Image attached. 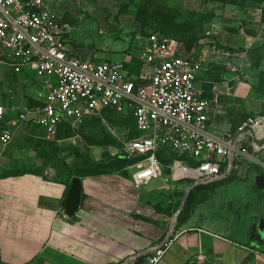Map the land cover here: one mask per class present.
<instances>
[{
  "label": "rangeland",
  "instance_id": "1",
  "mask_svg": "<svg viewBox=\"0 0 264 264\" xmlns=\"http://www.w3.org/2000/svg\"><path fill=\"white\" fill-rule=\"evenodd\" d=\"M49 2L73 27L70 47L98 65L127 62L131 56L128 68L130 72L136 68L134 74H139L142 66L137 58L148 39L159 35L158 31L194 43L192 49L203 59L204 69L197 87L212 102L218 131L232 132L248 117L264 111V35L259 32L264 24V0ZM38 87L42 88V80L17 73L0 58V104L7 110L16 112L21 107L19 112L23 114L33 112L38 105L30 99V92L36 94ZM130 115L104 112L80 126L66 127L50 139L54 141L45 144L40 156L46 162L38 171L44 173L50 167L68 180L115 173L131 175L135 170L126 172L127 165L120 166L118 161L124 144L136 137ZM245 162L218 184L206 209L219 222L227 221L226 216L234 225H240L247 237L248 230L259 221L253 214L259 208L256 179L264 173V151L257 161ZM99 166L103 169L98 170ZM256 229V237L264 240V231L259 234Z\"/></svg>",
  "mask_w": 264,
  "mask_h": 264
},
{
  "label": "built area",
  "instance_id": "2",
  "mask_svg": "<svg viewBox=\"0 0 264 264\" xmlns=\"http://www.w3.org/2000/svg\"><path fill=\"white\" fill-rule=\"evenodd\" d=\"M72 31L49 0H0V58L45 83L40 107L20 118L42 127L50 139L62 125L82 124L104 110L132 114L139 137L125 143L124 151L142 158L132 176L137 188L160 179L209 185L224 178L231 160L255 161L264 151V115L248 117L235 134L209 130L212 102L197 87L203 59L183 42L151 36L134 74L128 68L132 59L98 65L75 53L69 46ZM4 113L0 107V118ZM12 140L6 131L0 144ZM162 152L176 156L170 165L158 158ZM173 242L168 239L138 264H160Z\"/></svg>",
  "mask_w": 264,
  "mask_h": 264
},
{
  "label": "crops",
  "instance_id": "3",
  "mask_svg": "<svg viewBox=\"0 0 264 264\" xmlns=\"http://www.w3.org/2000/svg\"><path fill=\"white\" fill-rule=\"evenodd\" d=\"M259 32L264 35V24ZM190 52L195 53V49ZM20 73L37 77L30 69ZM44 86L42 80V88L38 87L36 94L30 92L37 108L44 97ZM0 107L5 110L0 118V138L6 131L13 136L10 144H0V264H138L139 258L151 254L168 239L174 241L173 246L160 264H198L200 257L202 264H264V240L254 233L262 219L263 204L259 196V208L253 214L259 221L248 230L247 237L240 225H234L226 216L227 221L219 222L207 211L209 199L217 188L198 193L189 214L179 222L184 206L174 221L181 208V204L177 207L181 192L185 197L195 184L187 181L167 184L156 180L137 188L132 176L141 162L127 168L126 172L135 170L131 175L78 178L81 205L68 217L66 200L76 179L61 177L50 167L44 173L38 171L45 165L40 156L45 144L54 140L50 141L39 125L21 120L22 115L30 112H19L21 107L16 112L2 104ZM259 115H264V111L254 116ZM94 116L85 118L83 123ZM213 120L212 106L209 130L217 135L232 133L218 131ZM68 126L75 127L62 125L58 135ZM121 152L122 158L128 157L124 146ZM158 158L166 166L174 159L167 152L160 153ZM164 160L171 162L167 164ZM241 163L246 162H235L227 177Z\"/></svg>",
  "mask_w": 264,
  "mask_h": 264
},
{
  "label": "trees",
  "instance_id": "4",
  "mask_svg": "<svg viewBox=\"0 0 264 264\" xmlns=\"http://www.w3.org/2000/svg\"><path fill=\"white\" fill-rule=\"evenodd\" d=\"M67 21V20H66ZM68 22V21H67ZM157 34H159V35H161V36H165V37H169V38H175V37H171V36H168V35H166V34H164V33H162V32H156ZM175 39H177V40H179L180 42H183L184 44H185V46H186V48H187V50L188 51H192L193 49V46H194V43H189V42H187V43H185L184 41H182V40H180V39H178V38H175ZM132 70H131V72L132 73H135L134 72V69H136V68H131ZM204 97V96H203ZM205 98H207V97H205ZM207 99H209V98H207ZM210 100V99H209ZM104 112H112V113H114V114H116L117 115V113L115 112V111H111V110H104V111H102V113H104ZM254 116V115H253ZM130 117H132V119L134 120V118H133V115L131 114L130 115ZM252 117V116H251ZM243 122V121H242ZM241 122V123H242ZM241 123L232 131V134H235L236 132H237V129L239 128V126L241 125ZM134 128H135V133H136V137H134V139L135 138H138L139 137V135H138V133H137V130H136V124H135V120H134ZM176 156L175 155H173V158H175ZM142 160V158H136V157H127V158H122V157H118V161H119V164L120 163H124L125 165H127L126 167H131V166H134V165H136L138 162H140ZM164 163H170L171 162V160L170 161H163ZM120 166H121V164H120ZM102 166H99L98 167V170H100V169H103V168H101ZM110 169V168H109ZM110 170H112V169H110ZM116 174V173H115ZM233 175V174H232ZM231 175V176H232ZM261 175L262 176H264V173H261ZM231 176H229V177H227L226 179H224V180H222V181H219V182H215V183H212V184H209V185H201V186H199V187H197V188H195L192 192H191V194H190V196H189V198H188V201H187V203H186V207H185V209H184V211L182 212V214L180 215V217H179V222L183 219V217L184 216H186V215H188L189 214V212H190V210L193 208V205H194V203H195V201H196V197L198 196V193H202V192H209V191H214L216 188H217V186H218V184H221V183H223L224 181H226V180H228ZM84 178V177H83ZM74 180V179H73ZM192 185H193V183H192ZM259 202L260 203H262L263 204V206H264V192H260L259 191ZM180 204H181V202L178 204V206L177 207H179L180 206ZM263 211H264V208H263ZM262 219H264V214H263V216H262ZM139 261H140V263H143V261H144V258H140L139 259Z\"/></svg>",
  "mask_w": 264,
  "mask_h": 264
},
{
  "label": "water",
  "instance_id": "5",
  "mask_svg": "<svg viewBox=\"0 0 264 264\" xmlns=\"http://www.w3.org/2000/svg\"><path fill=\"white\" fill-rule=\"evenodd\" d=\"M234 161L231 160V169L228 173H226L224 175V178L226 176H228L233 168H234ZM199 185L195 184L193 185L192 187H190L188 189V191L186 192V195L184 197V200H183V203L181 205V208H180V211L177 213L174 221L176 220L177 216L181 213L182 209L184 208L191 192L196 188L198 187ZM256 186L257 188L259 189V191H263L264 192V176H259L257 177L256 179ZM81 197H82V191H81V181L80 180H74L73 182V185H72V188L68 194V197H67V200H66V205H65V212H66V215L68 217H72L77 211L78 209L80 208V205H81ZM256 231L259 233V234H263V231H264V219H261L259 221V224L257 225L256 227Z\"/></svg>",
  "mask_w": 264,
  "mask_h": 264
}]
</instances>
